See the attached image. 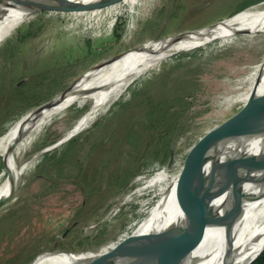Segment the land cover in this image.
I'll return each mask as SVG.
<instances>
[{"label": "rangeland", "instance_id": "374dc122", "mask_svg": "<svg viewBox=\"0 0 264 264\" xmlns=\"http://www.w3.org/2000/svg\"><path fill=\"white\" fill-rule=\"evenodd\" d=\"M145 1L143 9L131 0L31 9L0 43V139L124 52L264 4ZM202 46L154 61L79 133L93 99L31 123L13 142L18 171L26 167L14 196L0 204V264H31L46 252H110L143 227L171 182L143 187L162 171L179 179L190 170L200 149L246 108L264 71V32ZM7 155L0 154V184L11 169Z\"/></svg>", "mask_w": 264, "mask_h": 264}, {"label": "bare ground", "instance_id": "6f19581e", "mask_svg": "<svg viewBox=\"0 0 264 264\" xmlns=\"http://www.w3.org/2000/svg\"><path fill=\"white\" fill-rule=\"evenodd\" d=\"M84 1L85 0H22L17 4L15 0H12L1 3L0 43L12 34L13 27L26 18L33 7L59 2L82 3ZM131 3L136 8L141 7L143 9L148 1L131 0ZM263 5L264 4H260L258 6L260 7ZM256 7L237 14L232 19L225 21L222 26L216 28L209 27L193 36L186 37L169 45H163L162 43L147 44L136 50L124 52L115 60L107 61L99 66V68H94L85 73L83 77L73 85L71 93L66 99L58 102L40 117L38 116L37 110L32 111L21 123L22 128L19 129L18 132H11L0 139V154H8L6 157L11 164V169L8 171L6 179L0 184V199L12 193L16 188L18 176L26 167L25 165L18 171L15 160L12 158L14 149L11 151V148L15 146L14 143L18 139H22L25 136L31 123L51 119L79 101L82 102L84 99H93L94 103L91 109L75 126L73 133H79L96 117L104 105L119 98L131 83L147 72L152 67L153 62L158 59L160 60L166 53L196 48L215 38L243 31L263 33L264 9H257ZM226 135V130L221 131L211 143L202 149L199 155L198 166H202L209 161L220 147ZM11 143H13V145H11ZM5 144L9 145V147L7 148ZM248 173L250 176H255L257 180L254 183L246 184V186L251 185V188L244 205L243 214L236 220L222 223L213 229H208L203 236L202 241L206 236H210L211 244L214 249V253L211 254L206 264H242L249 260L253 253L264 244V167L258 165L249 169ZM165 181L171 182V186L167 188L164 193V196L170 193V196L166 200V205H171L172 201L174 202L176 199L178 176L176 177L167 171H162L143 187V189L151 188L155 185L157 186V184ZM164 196L162 200H164ZM234 198L235 196L232 193V189H228L213 197L208 202L207 207L212 208L214 212L217 210L220 211L222 208L230 205ZM181 213V203L175 202L161 219L151 228L147 229L146 233L168 234V236H170L171 234L169 233H171L180 222ZM144 226L145 224L143 227ZM199 245L200 243H198L197 247H199ZM100 254L101 253L88 251H77L76 253L58 251L43 256L34 264H87Z\"/></svg>", "mask_w": 264, "mask_h": 264}, {"label": "water", "instance_id": "95a60500", "mask_svg": "<svg viewBox=\"0 0 264 264\" xmlns=\"http://www.w3.org/2000/svg\"><path fill=\"white\" fill-rule=\"evenodd\" d=\"M21 1L15 0V3L18 4ZM5 2L0 0V4ZM59 3L73 5L77 2ZM59 3L39 5L32 10L36 12L56 8ZM225 21L214 25L213 28L222 26ZM204 29L206 28L170 36L158 42L169 45ZM72 88V86L69 87L61 95L41 105L37 109L38 116L40 117L58 102L66 99ZM223 130L227 131V135L218 150L208 162L198 166L202 149ZM13 149L14 146L11 151ZM258 165L264 167V71L246 108L229 125L211 137L200 149L190 170L178 179L176 199L171 205L180 202L182 213L179 224L169 233L171 235L146 233L147 229L151 228L170 209L171 205H166V200L170 196V193H167L141 230L113 251L101 253L87 264H206L214 253V249L210 236H206L202 241L205 232L222 223L236 220L243 214L251 188V185L246 186V184L257 180L255 176L249 175L248 170ZM228 189H232L235 196L230 205L216 212L207 207L213 197ZM15 190L16 188L12 193L1 198L0 204L13 197ZM198 243H200L199 247H197ZM263 252L264 244L242 264H252ZM52 253L54 252L39 255L31 264Z\"/></svg>", "mask_w": 264, "mask_h": 264}, {"label": "trees", "instance_id": "16d2710c", "mask_svg": "<svg viewBox=\"0 0 264 264\" xmlns=\"http://www.w3.org/2000/svg\"><path fill=\"white\" fill-rule=\"evenodd\" d=\"M4 164L6 165V162L2 161V165ZM252 264H264V252Z\"/></svg>", "mask_w": 264, "mask_h": 264}]
</instances>
